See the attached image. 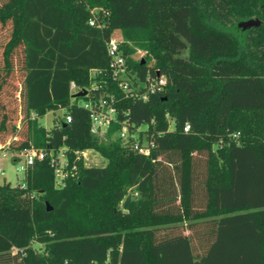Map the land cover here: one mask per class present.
<instances>
[{
  "label": "trees",
  "instance_id": "obj_1",
  "mask_svg": "<svg viewBox=\"0 0 264 264\" xmlns=\"http://www.w3.org/2000/svg\"><path fill=\"white\" fill-rule=\"evenodd\" d=\"M92 8L109 13L106 28L89 27ZM252 19L260 26L240 31L244 39L230 33ZM0 26L9 29L0 94L13 74L20 82L14 113L0 100V149L66 148L70 173L57 188L45 159L26 170L24 188L0 185V264H264V0H5ZM119 36L131 73L143 80L157 70L167 79L146 101L124 99L110 81L105 44ZM71 84L90 97L112 93L119 121L132 133L146 127L137 140L153 141L150 156L118 139L100 142L77 106L88 96L73 97ZM60 110L70 123L40 126ZM85 150L105 166L75 160ZM200 153L205 208L195 211ZM159 157L178 178L157 179Z\"/></svg>",
  "mask_w": 264,
  "mask_h": 264
},
{
  "label": "built area",
  "instance_id": "obj_2",
  "mask_svg": "<svg viewBox=\"0 0 264 264\" xmlns=\"http://www.w3.org/2000/svg\"><path fill=\"white\" fill-rule=\"evenodd\" d=\"M89 18L88 25L95 29H104L107 27V18L109 13L106 10L100 8H92L88 10ZM106 53L109 59V78L112 84H115L123 94L124 99H133L138 101H146L150 95H154L164 89L167 84V79L159 71H155L153 74L147 72L144 79L140 80L135 73H131L127 65V57L121 49V42L119 40H110L106 42ZM99 73V72H98ZM96 71H91L90 75L95 77ZM101 88L94 83L91 86L92 90ZM70 91L72 94H76L77 89L74 84L70 85ZM88 98L79 102L78 107L87 111L89 114L90 131L96 136L105 135L108 129L112 125H118L119 130L114 134L115 139H118L121 144L128 147L131 151H134L145 157H149L151 150L154 148L153 141L147 140L144 136L142 141L137 140V133L146 130V127L142 130L137 128L135 132H131L132 125L127 119L119 121L117 100L112 93L106 95H99L98 97H90L88 92L86 95ZM125 117L127 112H122ZM31 119H36V115L31 113ZM66 123H70L71 117L68 114L63 116ZM173 122L169 121V129L172 128ZM186 133L189 131V125H186L183 129ZM8 148V147H6ZM91 150L75 152V160H81L83 166L86 167L87 157L86 154ZM16 161L20 163L19 170L26 172V170L32 166L36 161H43L48 159L50 166L54 171V178L57 188H63L65 180L69 176L68 171V158L66 155V148H59L58 150L45 151L42 149L34 150H22L16 153ZM75 167L73 166V169ZM24 188V184L20 186ZM12 253L15 254L16 250L13 249Z\"/></svg>",
  "mask_w": 264,
  "mask_h": 264
},
{
  "label": "rangeland",
  "instance_id": "obj_3",
  "mask_svg": "<svg viewBox=\"0 0 264 264\" xmlns=\"http://www.w3.org/2000/svg\"><path fill=\"white\" fill-rule=\"evenodd\" d=\"M5 2V0H0V5H2ZM239 22L236 24L238 25ZM230 33H233L240 39H244L245 36L240 33L242 31L241 29L238 28H233L229 29ZM229 32V31H228ZM9 39V29L6 27H1L0 26V75L2 74L1 72V67H2V52H3V47L6 44V42ZM121 43L123 42L122 37L119 36L117 39ZM142 56V53L139 52L137 53V58H140ZM181 56L183 58H188L189 53L188 51L182 52ZM16 61V60H15ZM20 85L19 82V75L18 73H15L12 75V77L8 80L7 84L3 86L2 93L0 94V100L2 101L3 104L6 105V109L8 112L13 111V113L17 109V104L14 100V90L18 89ZM82 102V101H79ZM11 113V115L13 114ZM64 116V111H55V112H48L45 114L44 117H41L38 119V122L40 126L45 128L46 130H49L51 127H53L62 117ZM17 124H19V120L16 121ZM145 126H142L141 129L143 130ZM235 137V136H234ZM237 137V135H236ZM100 142L103 143H108L109 141H114L115 140V135L111 136V138H108L105 135L99 136L98 137ZM31 149L34 150H39L34 147ZM17 152H10L7 150V148L0 149V185L3 183H8L11 185V187H19L23 184L24 182V172L19 170V166L21 165L20 163H17L16 157ZM87 157V162H86V167H103L106 164V161L104 158H102L96 151H89V153L86 154ZM206 158L207 155L206 153H200V154H194V159H193V181L195 185H198L195 188L194 196L192 199V207L194 208L195 211H201L205 208V197L203 196V193L201 192V183L204 181L206 177ZM171 159L174 162H178L177 156L172 155ZM159 160H161L163 164V170L162 172H159L157 179L159 181H162L164 183L166 179L171 178H178L177 172L172 168L173 166H167L166 165V157H159ZM250 177H246L245 182L250 181ZM56 185V183H55ZM127 195L130 196L131 198H137L138 194L134 190H128ZM175 206L179 205V201L174 202ZM175 206H168L165 205L164 208L161 211H164L166 209H169L168 211H173V207ZM32 248L38 252V253H43V246H39L38 244H33Z\"/></svg>",
  "mask_w": 264,
  "mask_h": 264
},
{
  "label": "water",
  "instance_id": "obj_4",
  "mask_svg": "<svg viewBox=\"0 0 264 264\" xmlns=\"http://www.w3.org/2000/svg\"><path fill=\"white\" fill-rule=\"evenodd\" d=\"M238 28L241 29L242 31H246L249 30L251 28H257L260 26V21L256 20V19H252V20H247V21H241L238 23ZM86 95V91H82L79 93H76L73 97H84ZM47 206V211L50 212L52 209Z\"/></svg>",
  "mask_w": 264,
  "mask_h": 264
}]
</instances>
